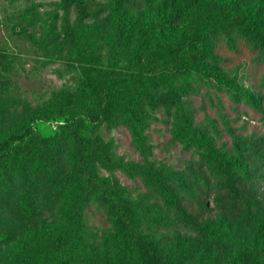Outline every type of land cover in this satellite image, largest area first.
I'll return each mask as SVG.
<instances>
[{
    "label": "rangeland",
    "instance_id": "obj_1",
    "mask_svg": "<svg viewBox=\"0 0 264 264\" xmlns=\"http://www.w3.org/2000/svg\"><path fill=\"white\" fill-rule=\"evenodd\" d=\"M77 1L0 0V54L12 59L0 62V154L9 151L13 169L10 184L0 185V264H52L57 242L71 231L80 236L81 251L104 264H140L84 180L75 179L69 203L51 189L52 179L64 173L65 158L75 155L64 145L71 117L109 144L116 167L102 169L101 176L124 188L138 231L160 241L169 264H222L248 250L264 254V147L255 146L264 139V53L244 43L234 51L219 37L189 42L180 30L206 9L203 0H149L124 22L113 14V0H83L90 6L86 18ZM215 1L228 5L231 21L241 18L252 35L264 34V0ZM170 9L179 13L168 25L161 16ZM231 27L242 32L238 24ZM212 56L225 59L224 65ZM176 70L188 80L175 79ZM117 91L123 118L109 129L106 114ZM49 103L62 105L61 127L42 118ZM130 108L143 110L141 125ZM32 135L57 139L27 159L15 154L11 145ZM210 150L251 169L250 177H240L258 198L233 221L214 207L204 186V176L214 183L200 166ZM157 171L190 181L188 189L171 183L188 209L201 183L213 242L171 225L175 209L164 202ZM30 198L39 202L28 214Z\"/></svg>",
    "mask_w": 264,
    "mask_h": 264
},
{
    "label": "trees",
    "instance_id": "obj_2",
    "mask_svg": "<svg viewBox=\"0 0 264 264\" xmlns=\"http://www.w3.org/2000/svg\"><path fill=\"white\" fill-rule=\"evenodd\" d=\"M114 8L112 10L115 17L121 22L126 20L127 16L142 7L149 0H113ZM206 9L192 20L184 23L180 32L187 36L191 43H200L207 37L211 40L219 37L225 45L234 51L239 49L241 44H248L255 52L264 53V34L254 36L248 30L249 24H246L241 18L235 17L231 21L229 7L225 3L215 0H203ZM77 5L81 12V17L91 16L90 6L83 0H78ZM178 9L165 11L161 18L165 24H171L177 16ZM241 26L242 32L232 31L231 24ZM70 41L76 40L75 29L68 28ZM211 56V55H210ZM209 56V57H210ZM218 64L224 65L225 59H218L212 56ZM208 59V58H207ZM12 59L8 55L1 53L0 62L8 64ZM72 66V67H71ZM73 65L66 66V72L73 73ZM173 76L177 80H188V76L180 70H176ZM122 93L117 91L114 96L115 105L109 107L106 114L109 119L108 128L113 129L122 122V115L119 113L120 104L124 103L120 97ZM131 116L139 125L143 123V110L141 108H130ZM42 118L49 123L59 124L60 118L64 117L62 105L49 103L43 107ZM85 122L79 118L71 117L67 119L66 135L64 145L72 150L75 155H68L65 158L64 173L56 175L51 181V189L55 194L64 198L69 203L73 196V187L76 178H81L97 199L106 206L109 213L114 218V223L118 230L123 234L125 244H128L136 253L140 264H169L162 251L160 241L152 234H144L138 231V220L131 202L126 198L124 188L119 184H111L107 179L101 176V170H112L116 167L113 159L111 147L109 144H102L91 137ZM58 126V125H57ZM56 126V127H57ZM57 136H34L26 138L15 144H10L14 153L27 159L37 151L46 149L56 142ZM256 147H264V139L257 140ZM5 152V151H4ZM0 154V185L10 184L9 175L13 171L12 166L7 161L6 153ZM211 173L214 183H210L209 178L205 177L204 186L208 188V195L212 196L214 207L222 213L224 218L233 221L243 214L249 202L258 198L257 191L246 185L240 176L250 177L251 169L248 164L237 158H230L224 154L210 150L202 158L201 165ZM154 176L160 185L167 206L175 209V218L171 225H176L181 229L195 233L203 242H213L210 224L207 214L211 207L203 196V187L201 183L193 182V186L198 188V193L192 197L193 208L188 209L182 196L171 184L173 181L186 189L190 188V181L183 175L174 172H155ZM170 180V183L165 181ZM39 199L30 198L27 201L25 211L30 214L34 211V205ZM80 214V211H75ZM159 223L167 224L166 221L159 220ZM74 260L84 264H104V261L97 256H93L81 251V238L74 231H71L66 237L61 238L54 249L52 264H72ZM222 264H264V254L255 250L242 251L235 258L224 261Z\"/></svg>",
    "mask_w": 264,
    "mask_h": 264
}]
</instances>
